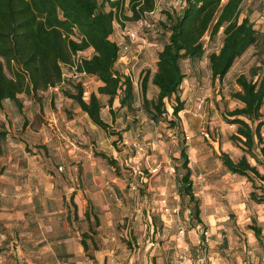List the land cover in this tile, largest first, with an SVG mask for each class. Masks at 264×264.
I'll list each match as a JSON object with an SVG mask.
<instances>
[{"label": "rangeland", "instance_id": "rangeland-1", "mask_svg": "<svg viewBox=\"0 0 264 264\" xmlns=\"http://www.w3.org/2000/svg\"><path fill=\"white\" fill-rule=\"evenodd\" d=\"M173 2L160 4L152 17L153 27L138 32L139 41L131 42L127 35L129 29L135 28L134 22L126 20L123 25L119 18L116 20L113 41L129 46L116 65L133 82L137 99L130 108L121 106L118 97L110 103L109 96H101V113L107 128L97 126L65 96L64 89L73 87L74 82L63 89L41 91L38 96L24 94L29 102L20 107L13 101H5L0 106V121L17 123L21 119L19 110L24 112L23 106H31L34 100L42 108L44 118L40 124L46 121L45 125L55 126L56 121H62L59 141L67 142L66 155L71 150L75 155L59 159L57 164L58 156L52 153L49 165L55 164L56 168L61 165L63 170L78 167L95 171L91 180L85 177L75 183L81 187L92 185L91 201L95 204L106 201L107 211L111 210L112 214L115 211L113 218L104 216L93 222L89 230L86 223L81 225L86 230L83 237L88 241L84 264H264V202L252 198V192L264 193V182L231 173L219 156L226 151L237 161L246 154L264 173V103L259 119L253 124L260 125L263 138L257 137L251 150L243 142L232 139L239 124L228 115L243 105L232 96L241 89L237 77L242 73L249 75L253 66H264V0H245L241 12V18L249 16L263 34L260 40L236 60L224 77L214 78L208 54L219 50L223 32L221 29L215 39L208 32L204 36L205 57L182 61L186 77L179 95L185 100V109L179 113L180 119L173 115V97L167 101L168 112L156 121L139 95L144 77L157 70L158 52L168 41L170 32L164 23H168V8ZM105 8L110 9L108 3ZM125 13L131 14L129 9ZM92 54L93 49L89 48L81 56ZM78 79L83 82L87 99L92 92L98 93L103 84L92 75ZM157 90L149 79L147 97L156 96ZM53 113L57 115L56 121L51 118ZM66 120L75 126H66ZM204 131L209 132L210 138ZM6 144V140L0 143V158ZM182 147L189 155L202 222L196 218L194 205L181 189L180 179L187 173L180 155ZM112 157L118 162L115 166L110 162ZM4 167L0 161V168ZM156 167L159 171L153 173L151 170ZM135 169L142 173L136 174ZM179 206L180 211L173 212ZM255 227L261 229L259 235ZM201 229L208 235H201ZM0 260L2 264L8 263L5 257Z\"/></svg>", "mask_w": 264, "mask_h": 264}, {"label": "trees", "instance_id": "trees-1", "mask_svg": "<svg viewBox=\"0 0 264 264\" xmlns=\"http://www.w3.org/2000/svg\"><path fill=\"white\" fill-rule=\"evenodd\" d=\"M244 2L185 0L181 7L168 8V23H164L170 32L168 41L158 52L157 70L144 77L139 95L152 119L158 121L168 112L167 101L173 97V115L180 119L179 113L185 109V100L179 95L186 77L182 61L187 58L197 61L205 57L204 36L208 32L212 39L221 29L223 32L219 50L208 54L214 78L224 77L236 60L260 40L263 34L254 21L249 16L241 18ZM105 3L109 4V10ZM126 9L130 10V15L125 13ZM154 10L156 0H0V106L9 100L20 107L21 94L38 96L41 91L61 85L64 70L78 54L77 70L97 77L103 84L99 86L98 93H91L88 100L83 97L85 90L81 79L71 78L60 89L74 82L73 87L64 89L65 96L72 99L97 126L107 128L101 113V96H109L110 103L118 97L121 106L130 108L137 99L133 82L116 65L120 48L110 38L115 22L119 18L125 25L126 20L135 22L145 16L152 21L155 13L150 12ZM89 48L93 49V54L82 57L81 53ZM149 79L158 89L152 98L146 95ZM237 83L241 89L233 92L232 96L243 105L228 113L233 122L239 124L232 139L243 142L251 150L256 145V138H263L260 125L254 127L253 124L259 119L264 103V66H253L249 75L240 74ZM6 138L7 131L0 129V143ZM180 155L187 169L180 179L181 189L194 205L196 218L202 222L200 199L193 190L185 147L181 148ZM219 156L231 173L252 180L259 178L264 182V173L250 162L246 154L237 161L226 151L220 152ZM110 162L114 166L118 164L113 157ZM252 198L262 203L264 193L252 192ZM255 232L259 235L261 229L255 227ZM83 244L87 249L84 239Z\"/></svg>", "mask_w": 264, "mask_h": 264}, {"label": "crops", "instance_id": "crops-1", "mask_svg": "<svg viewBox=\"0 0 264 264\" xmlns=\"http://www.w3.org/2000/svg\"><path fill=\"white\" fill-rule=\"evenodd\" d=\"M115 34L116 29L112 40ZM25 95L19 96L23 104L29 102ZM31 102V106H23L24 112L19 110L17 123L0 121L7 131V147L0 158L5 165L0 168V257L7 264H84L86 230L81 225L86 223L89 230L102 217L113 218L115 210L113 214L107 211L106 201H91L92 185L75 183L85 177L91 180L95 171L49 165L52 153L59 164V159L73 158L74 151L65 154L68 144L59 141L63 123L56 121L57 115L51 117L55 126L45 125L46 121L40 124L42 108ZM3 116L7 118L6 113ZM66 126L75 124L66 120Z\"/></svg>", "mask_w": 264, "mask_h": 264}, {"label": "built area", "instance_id": "built-area-1", "mask_svg": "<svg viewBox=\"0 0 264 264\" xmlns=\"http://www.w3.org/2000/svg\"><path fill=\"white\" fill-rule=\"evenodd\" d=\"M166 1L167 0H156V10L150 12V14H154L159 9L160 4L162 2H166ZM173 1L174 2L172 4H170L169 8H171V7L172 8L173 7H181V6H183L185 4V0H173ZM134 25H135V28L134 29H129V31L127 32V35H128V37H129L131 42L139 41V33H138L139 31H144L145 29H151L153 27L152 21L146 16L138 19L137 21H135ZM140 39H142L145 42V38L142 37ZM118 46L120 48L119 49L120 55H119V58L117 60V63L120 62L121 58L123 59L124 52L129 49V46L127 44L122 45V46H120L118 44ZM79 58H80V55H78V54L75 55L74 56V62L71 65L67 66V68L64 70V72H63V80H62L61 85L65 84L66 81L71 79V78L78 79L81 76L85 75L84 73H81V72H79L77 70V65H78ZM61 85H57L53 89L59 90ZM83 97H84L85 100H88L87 97L85 96V92H84V96ZM203 133H204V135L206 137L210 138L209 132L204 131ZM173 170H175V169L173 168ZM151 171L153 173L158 172L159 168L158 167L153 168ZM135 173L138 174L140 172H138V170L135 169ZM134 185H136V184H134ZM134 188H135V186H134ZM179 211H180V206L175 208V209H173V212L177 213ZM203 234H207L208 235V232L204 231V229H201V235H203ZM245 264H250V262H246Z\"/></svg>", "mask_w": 264, "mask_h": 264}]
</instances>
